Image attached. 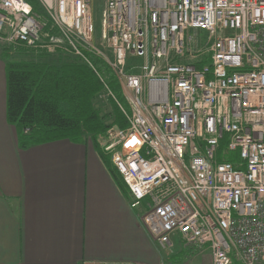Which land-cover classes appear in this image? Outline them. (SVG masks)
Here are the masks:
<instances>
[{"label":"built area","instance_id":"obj_1","mask_svg":"<svg viewBox=\"0 0 264 264\" xmlns=\"http://www.w3.org/2000/svg\"><path fill=\"white\" fill-rule=\"evenodd\" d=\"M34 1L0 0V48L60 52L96 74L126 121L98 144L149 236L167 249L177 235L212 264H264V0ZM188 31L207 33L208 58Z\"/></svg>","mask_w":264,"mask_h":264},{"label":"crops","instance_id":"obj_2","mask_svg":"<svg viewBox=\"0 0 264 264\" xmlns=\"http://www.w3.org/2000/svg\"><path fill=\"white\" fill-rule=\"evenodd\" d=\"M1 52L0 264H212L177 235L167 249L149 236L98 136L19 148Z\"/></svg>","mask_w":264,"mask_h":264},{"label":"trees","instance_id":"obj_3","mask_svg":"<svg viewBox=\"0 0 264 264\" xmlns=\"http://www.w3.org/2000/svg\"><path fill=\"white\" fill-rule=\"evenodd\" d=\"M1 50L5 61V116L16 130L19 148L57 140L81 143L107 127L106 116L94 105L101 83L85 63L60 52L47 54L23 47ZM88 56L109 88L118 91L109 69L98 58ZM109 105L107 116L117 127L125 128L120 110L112 102Z\"/></svg>","mask_w":264,"mask_h":264},{"label":"rangeland","instance_id":"obj_4","mask_svg":"<svg viewBox=\"0 0 264 264\" xmlns=\"http://www.w3.org/2000/svg\"><path fill=\"white\" fill-rule=\"evenodd\" d=\"M32 7H34L36 10H38V6H37V3L34 1V0H26ZM100 7H99V3L98 2H94L93 1V4H92V9H91V15H92V20H93V24H94V28H95V31L97 32L96 33V37H95V40L96 42L99 44L100 43V34H101V31H100V27H101V18H100ZM195 37L196 41L198 42V46L196 47V50H201V54L202 56L204 57H209V54H206V51H207V46H206V42H207V33H204V32H194V31H188L185 33V37L186 39L189 38V37ZM199 48V49H198ZM200 54V55H201ZM199 55V54H197ZM200 56V58L202 57ZM16 60H20V59H16ZM115 96L118 98L119 102L121 103V105L126 109L128 110V107L126 106V103L121 95V92L118 88V91H115L114 92ZM98 96H99V93H98ZM98 96L96 98V100L94 101V105L97 109L100 110V113L103 115V116H106V119H105V122H106V125L107 127H110V126H116L114 123H113V120L110 119L107 115L109 114L110 112V102L107 101L106 99H98ZM106 127V128H107ZM117 127V126H116ZM105 128V129H106ZM103 131H100L99 133H97L96 135L94 136H101L103 134ZM93 136V137H94ZM92 137V138H93ZM103 138V137H102ZM104 139V138H103Z\"/></svg>","mask_w":264,"mask_h":264}]
</instances>
